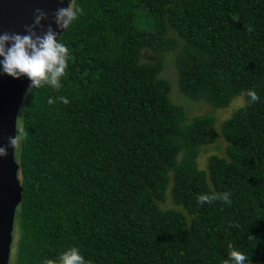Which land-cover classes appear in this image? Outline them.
Instances as JSON below:
<instances>
[{"label": "trees", "instance_id": "1", "mask_svg": "<svg viewBox=\"0 0 264 264\" xmlns=\"http://www.w3.org/2000/svg\"><path fill=\"white\" fill-rule=\"evenodd\" d=\"M79 3L60 35L71 53L60 86L25 91L18 110L8 264L71 246L89 264H225L229 244L264 264V0ZM169 52L182 97L213 108L243 98L219 130L171 100ZM58 94L68 102H47ZM218 136L223 154L200 167ZM213 191L232 203H198Z\"/></svg>", "mask_w": 264, "mask_h": 264}, {"label": "clouds", "instance_id": "2", "mask_svg": "<svg viewBox=\"0 0 264 264\" xmlns=\"http://www.w3.org/2000/svg\"><path fill=\"white\" fill-rule=\"evenodd\" d=\"M82 12L79 0H60V6L53 10L51 23L45 30L41 20L48 18L49 14L45 10L37 7L33 10V19L30 24L24 26V33L0 32V74H8L13 78L21 76L29 80L26 91L31 92L33 88L48 85L52 89L60 86V77L65 71L67 57L70 56V49L66 42L60 39V33L67 29L75 18ZM53 25L55 27H53ZM60 30V31H58ZM252 102L259 99L254 90L247 93ZM59 100L67 103L68 97L58 94L55 98L49 96V104ZM9 136L5 144H0V157L8 155V149L15 148L23 139L22 135ZM18 170V169H17ZM19 180V179H18ZM220 200L224 204L232 203L231 193L228 191L217 193L211 192L200 194L198 203H211ZM228 260L225 264H251L249 255L235 248L232 244L228 245ZM43 264H89L80 253V250L71 246L59 254L55 261L45 259Z\"/></svg>", "mask_w": 264, "mask_h": 264}, {"label": "water", "instance_id": "3", "mask_svg": "<svg viewBox=\"0 0 264 264\" xmlns=\"http://www.w3.org/2000/svg\"><path fill=\"white\" fill-rule=\"evenodd\" d=\"M58 6L60 0H0V32L23 34L24 26L32 22L33 10L37 7L49 14L41 20L44 28L37 29L43 31L51 23L52 12ZM28 85L29 80L24 76L13 78L6 73L0 74V144L16 134L17 114ZM14 150L9 148L8 155L0 157V264L9 261L15 209L22 197Z\"/></svg>", "mask_w": 264, "mask_h": 264}, {"label": "rangeland", "instance_id": "4", "mask_svg": "<svg viewBox=\"0 0 264 264\" xmlns=\"http://www.w3.org/2000/svg\"><path fill=\"white\" fill-rule=\"evenodd\" d=\"M148 56V54H146ZM176 52H169L167 58L164 60V67L161 71V74L165 76L169 81L174 82L171 85L170 97L174 103L181 104L184 109L188 119L196 115L202 114H213L215 117V128L219 130L221 123L224 119L231 116L233 111L243 103V98H236L232 103L225 108H213L206 102H194L189 100L186 97H182L180 91L178 90L175 81H176V68L174 67V59ZM224 147V138L218 136L216 140L212 143H209L206 146H203L200 150L198 156V164L200 167H205L209 156L213 153L223 154ZM165 206H172L170 200L164 204Z\"/></svg>", "mask_w": 264, "mask_h": 264}]
</instances>
